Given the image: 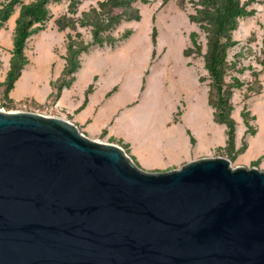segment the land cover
Segmentation results:
<instances>
[{
  "label": "water",
  "instance_id": "1",
  "mask_svg": "<svg viewBox=\"0 0 264 264\" xmlns=\"http://www.w3.org/2000/svg\"><path fill=\"white\" fill-rule=\"evenodd\" d=\"M0 264H264V171H147L67 119L0 110Z\"/></svg>",
  "mask_w": 264,
  "mask_h": 264
},
{
  "label": "rangeland",
  "instance_id": "2",
  "mask_svg": "<svg viewBox=\"0 0 264 264\" xmlns=\"http://www.w3.org/2000/svg\"><path fill=\"white\" fill-rule=\"evenodd\" d=\"M12 1L0 0V11ZM36 1L18 0L10 18L0 28V84L5 82L11 67L22 7ZM103 2L106 0H61L46 6L47 18L32 27L27 41V64L22 76L8 97L0 86V110L14 112L16 103L30 100L32 111L40 113L45 105L54 103L56 87L67 81L59 75L66 64L67 37L75 38L80 33L85 42H92L91 27L81 26L80 20L84 12ZM241 3L250 15L240 18L231 34L233 45L227 53L226 85L231 90L232 117L243 129V122L251 119L248 103L264 98V0H241ZM134 7L141 19L123 20L110 31L118 40L116 44L92 45L87 53L81 54V62H85L87 71L99 68L105 82L114 78L124 80L126 95L135 98L146 110L174 108L176 122L183 116L184 126L192 129L187 137L196 140L185 163L202 158H228L224 150L226 127L214 121L215 109L210 104L211 79L205 68L208 34L190 19L201 8L198 0H147L135 3ZM72 24H76L74 28L67 27ZM59 26L66 28L60 30ZM127 31L132 32L131 36L122 39ZM194 32L198 34V44L194 53L186 57L184 51L194 47L191 40ZM90 138L122 147L104 136ZM242 138L243 134L239 141L244 144ZM235 161H231L233 168L237 167Z\"/></svg>",
  "mask_w": 264,
  "mask_h": 264
},
{
  "label": "crops",
  "instance_id": "3",
  "mask_svg": "<svg viewBox=\"0 0 264 264\" xmlns=\"http://www.w3.org/2000/svg\"><path fill=\"white\" fill-rule=\"evenodd\" d=\"M64 68L62 65L59 75ZM74 77L73 84L64 88L54 103L62 118L74 123L86 136H102L105 131L104 137L122 141L128 146L129 155L147 171L165 172L189 163L185 161L191 157L193 144L187 136L192 129L184 126L183 116L178 122L174 120V108L146 110L139 101L126 95L124 80L114 78L105 82L100 69L94 67L87 71L84 61ZM90 86L93 90L87 95ZM247 106L251 116L248 123L254 132L247 133L249 128L245 122L243 129L237 126L236 150L243 147L239 141L241 134L246 148L235 162L237 166L258 167L264 171V98Z\"/></svg>",
  "mask_w": 264,
  "mask_h": 264
},
{
  "label": "trees",
  "instance_id": "4",
  "mask_svg": "<svg viewBox=\"0 0 264 264\" xmlns=\"http://www.w3.org/2000/svg\"><path fill=\"white\" fill-rule=\"evenodd\" d=\"M59 1L61 0H37L30 5L22 7L14 38L11 67L7 73L5 82L0 84V86H3V93L6 97L15 88V84L22 76V71L27 64L25 47L29 37L33 33L32 27L45 21L47 18L46 6L50 2ZM139 1L147 2V0H106V2L99 3L97 8H92L90 11L82 14L80 24L81 26L91 27L92 42H85L80 33H77L75 38L72 35H68L66 64L60 76L61 79L65 78L67 81L56 87L57 95L55 99L60 96L64 88L70 87L75 81L74 75L81 68L82 64L80 59L82 53H87L89 48L94 44L99 46H104V44L114 46L118 40L114 39L110 31L123 20L139 21L141 19L139 10L134 7V4ZM17 2L18 0H13L0 11V28L10 18L14 5ZM198 3L201 8L197 11L196 15L190 16V19L192 22L200 24L208 34L205 68L211 79L212 99L210 100V104L215 109L213 114L214 121L226 127L227 140L224 150H226L227 157L231 161H234L237 155L246 148V142L244 141L245 143L241 149L236 150L237 123L232 117L231 90L226 85V73L228 70L227 53L228 49L233 45L231 34L236 29L238 20L250 15V13L247 11L245 5L241 3V0H198ZM75 25L72 24L67 27L74 28ZM59 28L60 30H65L66 27L59 26ZM131 34V31H127L122 36V39H127ZM197 38V33L191 34L194 47L184 51L186 57L194 53L195 47L198 44ZM153 41L155 43V39ZM92 90L93 86H90L87 90V95ZM245 114H242L244 118ZM247 122L246 125L249 128V123ZM253 132V130L247 131V133ZM105 134L106 132L104 131L102 136H105ZM111 141L120 143L122 148L126 149V152L130 154L128 146L122 141L116 139H111ZM191 142L193 145L196 143L194 137H191ZM132 159L135 161L133 157ZM257 164L256 162L255 166Z\"/></svg>",
  "mask_w": 264,
  "mask_h": 264
},
{
  "label": "built area",
  "instance_id": "5",
  "mask_svg": "<svg viewBox=\"0 0 264 264\" xmlns=\"http://www.w3.org/2000/svg\"><path fill=\"white\" fill-rule=\"evenodd\" d=\"M16 111H29L33 112V105L30 100L26 101H19L15 104ZM41 111V112H40ZM39 114L51 117H60L62 118L60 111L58 110V106L55 103H49L48 105L44 106L43 110H39Z\"/></svg>",
  "mask_w": 264,
  "mask_h": 264
}]
</instances>
